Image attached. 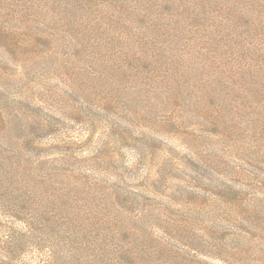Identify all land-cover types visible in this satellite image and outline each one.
<instances>
[{"label":"rangeland","instance_id":"374dc122","mask_svg":"<svg viewBox=\"0 0 264 264\" xmlns=\"http://www.w3.org/2000/svg\"><path fill=\"white\" fill-rule=\"evenodd\" d=\"M71 1L73 13L52 11L28 29L13 22L23 3L37 0H12L6 26L15 38L5 43L0 35V264H264V134L253 132L254 113H227L224 126L214 119L230 103L264 100V77L248 56L252 31L224 18L222 42L202 65L204 20L190 28L183 43L192 42L190 54L158 82L180 73L191 113L166 93L141 101L146 88L121 82L107 64L118 58L119 42L137 48L144 40L143 21L117 18L119 37L97 39L102 50L85 51V39L72 48L61 29L83 18L86 0ZM209 1L207 18L219 27L212 19L219 0L199 3ZM236 9L252 10L249 3ZM37 30L52 39L45 53L37 51ZM241 67L248 68L242 76ZM43 104L54 137L36 136L34 146L24 120H37ZM238 248L245 253L231 259Z\"/></svg>","mask_w":264,"mask_h":264},{"label":"trees","instance_id":"16d2710c","mask_svg":"<svg viewBox=\"0 0 264 264\" xmlns=\"http://www.w3.org/2000/svg\"><path fill=\"white\" fill-rule=\"evenodd\" d=\"M94 1L97 0H86L83 6H80L83 18L76 22L68 23L71 28H69L67 24V29H61V31L63 33H69L68 40L72 48L81 44L83 39H85V43L81 44L83 46L82 48H86L85 51H87V47H95V50H102L103 48L100 47L101 44L98 45L99 42H96L97 39L106 37L111 40V37H119L115 36V31H113L117 18L122 21V17H124L129 23H139L143 21L145 31L142 34V38H144V40L138 39L137 48L134 46V42L128 45H126L125 42H119L117 44L118 48L114 51L118 53V58L112 60V58L109 57L107 62L108 65L113 66L117 78L119 74L121 82L129 83L133 81L135 83L136 80V84H141V86L146 88L147 93L143 94L141 100L143 102L148 101L149 104L156 102L158 100V95L166 93L169 98L177 101L176 104L179 103V105H181L182 110L187 111L189 105L191 112L192 104L190 103V99L185 97V95H188L189 90L185 88L187 85L182 82L184 79L180 73L179 78L175 80L171 79L168 84H161L158 81L164 79V76H160L164 74L159 73H167V75L171 76L176 73L170 70V64L176 66L185 62V56L190 54L189 46L192 42L183 43L192 35L190 28L203 25L202 19L204 20L206 29H201L198 32L199 43L201 44L199 45V64L203 65L206 55L212 53L214 45L221 44L222 34L225 29H228V25L223 22V19L227 17V21H235L241 28H248L252 31L248 37V40L251 41L248 43V56L250 61H256L258 63L259 69L264 77V0H219L216 4L219 16L212 18L214 21L220 22L219 27L215 24H211L209 18H207L206 8L212 4L210 1L199 3V0H181L177 3L179 0H166L164 3L159 0H99V8H97L96 5H92ZM71 2V0H37V3H30L28 6L30 8L27 7V3H23L25 11L22 12L23 10L19 8V13H22L20 16L17 15L13 23L21 27L25 26L28 29L30 24L33 25L37 23L38 26L39 23L37 20L40 18L44 19L52 11L54 14H57L59 10L64 8L69 9L67 11L73 13V9L76 6H71ZM135 2L136 5L133 6ZM13 3L12 0H0V35L5 43H8L10 38H15L13 30H10L9 26H6V23L9 22L11 24L12 22L9 18L12 17V14L10 15V10ZM246 3H249L252 9L251 14H246L244 11L236 9V6L240 7ZM199 5H202V7ZM197 6H199V12L196 10ZM32 8L36 14L33 12L28 14V10ZM165 10H171L173 17L170 18L171 14H169L168 17L165 16ZM154 14L159 17L157 16L154 18ZM24 17H27V19L24 20ZM67 18H70L68 13ZM60 20V14H58L55 25H57L58 22L59 25H61L62 21ZM181 22H186V25ZM41 24H43V22ZM97 26H99V28H97ZM211 27L214 28L216 33L213 30H209ZM37 29L42 30L40 26ZM40 32L41 31L38 32L37 30V51L39 53H45L48 48H52L50 44L52 39L45 31H43L44 34ZM88 52L85 55H87ZM79 54L80 53H78V55ZM108 55L110 56L109 53ZM235 58H237V56ZM238 69L239 75L242 76L248 68L241 67ZM230 73L234 74V79L231 77L228 79L237 84V73L235 71H231ZM156 75L158 77L157 80L152 79V76ZM206 75H208L207 72ZM241 79L243 86L247 84V79L242 77ZM229 80L227 81L229 82ZM252 80L253 79H249V83H251ZM208 86H211L209 80L207 81V87ZM205 98H207V96H205ZM44 105L45 104H43V106H37V120L30 117L24 120L26 128H28V126L34 128V138H32L31 141L29 140V143L34 146L37 140L43 137L45 139L54 137V118L49 116ZM227 108L228 109L222 108L223 114L214 117L218 125L224 126L227 124L229 119L226 115L227 113L228 115L234 116L239 111L243 110L246 111L248 115L252 113L255 114L254 117H252V120L256 122L253 126L255 135L256 133L264 134V100L260 101L259 98H257L256 101L254 100L251 102L250 106L247 108L240 107L237 103H230ZM1 121H4L2 113L0 114V122ZM39 147L42 148V146ZM42 219L44 223L48 222L46 224H52L51 220L43 217ZM46 227H48V225L43 224L42 231ZM244 253L245 250L241 248L235 249L230 252V258L232 259V256L235 258L239 256L242 257Z\"/></svg>","mask_w":264,"mask_h":264}]
</instances>
